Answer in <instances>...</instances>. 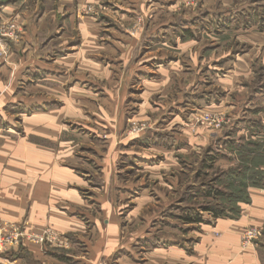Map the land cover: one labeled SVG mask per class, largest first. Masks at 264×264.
<instances>
[{
  "label": "rangeland",
  "instance_id": "374dc122",
  "mask_svg": "<svg viewBox=\"0 0 264 264\" xmlns=\"http://www.w3.org/2000/svg\"><path fill=\"white\" fill-rule=\"evenodd\" d=\"M35 2L51 9L58 0H0V6L12 3L28 10ZM85 19L100 27V50L66 75L63 90L68 97L63 100L73 102L69 75L77 74L84 80L79 87L86 91L85 111L79 119L63 118L61 137L84 138L85 147L102 152L110 138L116 140L117 174L107 198L123 219L122 234L142 228L156 233L162 223L175 220L181 245H189L200 226L185 224V218L198 214L203 223L213 222L202 212L204 207L231 218L250 204L248 189L256 188L250 184L264 186V0H99L73 8V20L66 24L69 32ZM18 20L0 21V59L21 42L25 29ZM111 29L133 42L126 65L118 60L128 54V44L117 53L110 50ZM147 73L154 77L149 86H161V92L148 97L143 94ZM160 73L166 75L161 82L156 77ZM115 90L119 97L114 130L108 92ZM55 101L53 107L62 104ZM41 108L17 106L13 121ZM83 144L69 146L68 164L86 181L81 196L91 205L94 197L88 191L98 184L100 168ZM212 157V168L203 169ZM209 192L221 195L206 197ZM91 210L97 213L94 205ZM128 214L142 219V225H127ZM254 229L260 236L254 244L244 243V235ZM259 241L264 243L260 227H246L240 236L242 247Z\"/></svg>",
  "mask_w": 264,
  "mask_h": 264
},
{
  "label": "crops",
  "instance_id": "0c3cea01",
  "mask_svg": "<svg viewBox=\"0 0 264 264\" xmlns=\"http://www.w3.org/2000/svg\"><path fill=\"white\" fill-rule=\"evenodd\" d=\"M98 1L75 0L74 3L79 7ZM69 3L72 8L68 7ZM74 3L58 0L55 7L45 9L35 2L28 10L18 9L12 3L0 6V21L7 17L19 18L25 29L21 42L0 59V221L24 223L26 229L37 233L51 228L70 242L65 250H43L26 243L18 257L19 263L264 264L263 242L247 247L240 244L246 227L264 229V190L258 188L248 189L250 204L241 207L238 217L187 224L200 226V232L191 237L189 245H181L180 225L175 220L162 223L163 227H157L156 233L154 229L150 232L144 228L121 233L123 219L117 216L115 205L107 198L111 178H116L117 174L116 140L110 138L109 148L102 152L85 147L84 138L72 141L61 137L65 128L63 118L79 119L85 111L82 100L86 91L80 88L84 80L77 74L75 78L74 73L69 75L72 79L69 95L73 102L63 100L68 97L63 90L66 75L74 67L83 65L85 59L94 58L95 51L100 50L96 48L100 27L92 19L77 21L71 28L72 33L69 32L66 24L73 20ZM111 30L107 32L112 39L107 42L110 50L117 53L128 44V54L125 53L123 59L117 57L126 65L133 55V42L122 39L124 33ZM155 67H158L157 73L161 72L160 64ZM144 77L143 94L147 93L148 97L161 92L160 83L157 88L149 86L154 81L152 75L147 73ZM156 77L161 82L166 75L160 73ZM118 93L116 90L108 92V97H112L108 108L110 114L114 113V130ZM56 99L62 104L53 107ZM20 105L42 108L14 122L17 114L14 111ZM67 135L69 138L70 134ZM75 142L76 145L84 143V150H92L100 168L98 184L90 186L88 191L94 197L91 205L81 196L86 190V181L68 164L69 146ZM57 144L59 146L54 147ZM93 205L96 214L91 210ZM129 216L125 218L127 225H142V219Z\"/></svg>",
  "mask_w": 264,
  "mask_h": 264
},
{
  "label": "built area",
  "instance_id": "2783aa9c",
  "mask_svg": "<svg viewBox=\"0 0 264 264\" xmlns=\"http://www.w3.org/2000/svg\"><path fill=\"white\" fill-rule=\"evenodd\" d=\"M258 236L260 232L254 229L244 235L243 241L254 244ZM26 243L38 245L43 250H65L69 246L65 236L59 235L51 228L37 233L26 229L24 223L13 224L0 221V264H20L21 260L14 256L20 253Z\"/></svg>",
  "mask_w": 264,
  "mask_h": 264
},
{
  "label": "trees",
  "instance_id": "16d2710c",
  "mask_svg": "<svg viewBox=\"0 0 264 264\" xmlns=\"http://www.w3.org/2000/svg\"><path fill=\"white\" fill-rule=\"evenodd\" d=\"M214 161H215V160L213 159V157L210 158V163L208 164V163L206 162V164H203V165H202V168H203V169H206V170H207V169H211V168H212V164L214 163ZM249 187L264 188V186L258 184L256 181H254L252 184H250ZM247 188H248V187H247ZM247 188H246V189H247ZM246 189H245V191H244V197H245V200H244L245 202H244V203H248V202H249V198H248V195H247V193H246ZM216 195L219 196V195H221V193H217V192H211V193H210V192H209V193H207V195H205V196H206V197L217 198ZM202 212H207V213H209V214L212 216V218H214V219L225 217L221 210H218V209H215V208H211V207H204V208L202 209ZM240 213H241V210L239 209L238 212H237V214H236L235 216L231 217V218H236V217H238V216L240 215ZM184 223H185V224H200V223H203V221H202V218L200 217V215L197 214V216H195L193 219H192V218H185V219H184ZM14 257H15V258H17V257H21V253H20V254H16Z\"/></svg>",
  "mask_w": 264,
  "mask_h": 264
}]
</instances>
